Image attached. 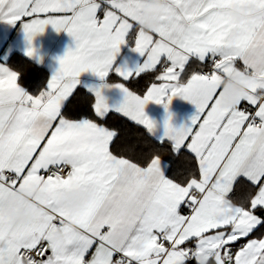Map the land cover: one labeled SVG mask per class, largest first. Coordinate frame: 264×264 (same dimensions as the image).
<instances>
[{
    "label": "snow or ice",
    "instance_id": "obj_1",
    "mask_svg": "<svg viewBox=\"0 0 264 264\" xmlns=\"http://www.w3.org/2000/svg\"><path fill=\"white\" fill-rule=\"evenodd\" d=\"M146 3L0 0V21L22 25L28 57L36 56L31 43L48 25L75 42L36 96L17 84L16 71L0 65V264H187L192 258L202 264L208 256L215 264H264V239L249 240L234 253L225 250L264 227V74L242 100L251 108L221 105V82L233 62L242 60L246 67L250 49L264 36V15L236 26L228 10L237 3L264 10V0H169L153 31L140 26ZM122 45L143 57L134 70L115 64ZM209 60L206 72L196 66ZM89 72L100 81L112 74L123 81L114 85L124 95L117 106L103 95L109 85L87 90L98 117L122 113L153 135L156 123L145 113L149 102L167 110L179 96L194 104L189 124L174 127L169 114L159 140L170 141L177 153L186 147L198 174L176 182L166 176L167 162L159 155L146 166L119 158L109 150L114 131L89 119L66 118L64 102ZM144 74L158 82L143 95L124 83ZM240 176L258 191L237 206L229 194ZM31 184L44 188L47 199L34 202L30 223H15L5 208ZM75 191L91 198L71 227ZM58 230L65 237L54 242ZM191 238L197 241L194 251L179 247Z\"/></svg>",
    "mask_w": 264,
    "mask_h": 264
},
{
    "label": "crops",
    "instance_id": "obj_2",
    "mask_svg": "<svg viewBox=\"0 0 264 264\" xmlns=\"http://www.w3.org/2000/svg\"><path fill=\"white\" fill-rule=\"evenodd\" d=\"M150 3H151V0H147V3L145 4L144 7H147L148 4H150ZM255 8H257V7L251 3H237V4L232 5L230 7V9L228 10V14H229L231 23L236 25V26H242V25H245L246 23H249V22L255 20L253 18V11H252ZM98 15H100L101 19H102V13L98 12ZM234 34L238 35V33H234ZM28 47H29V43L26 39L22 25H20L19 23L15 24V25H10L4 21H0V65H5V66L9 67L11 70L16 71L14 68L11 67L9 62H10L11 58L15 55L22 56V57L28 59L29 61H31L32 63H34L38 66L44 67L49 72V78L47 81V84H48L51 76L56 72V70L60 66L59 60L69 51V49L74 50L75 42H74L73 38L68 33L64 32V31L57 32L53 28V26L48 25V26H46L44 32L37 35L31 43V47L35 48V50H36V56L35 57L30 58L25 54L26 49ZM142 63H143V57H141L138 53L134 52L132 50L131 46H129V45H122L121 46V50L118 53L116 60H115L116 65H118L120 67H127V68L133 69V70L137 67L138 64H142ZM196 66L201 68V70H202L204 65L198 63ZM233 66L238 68V69H241V70H243L245 68L243 61L239 60V59L233 62ZM235 75H237V74L234 73L233 69H232V71L228 75H226L221 82V87L224 89V93H223L222 100H221V105L225 110L232 109L231 105L228 101V97H229V92L231 89V84L235 82L234 80H231L230 78L235 76ZM133 78H136V77H133ZM187 78L188 77H185V80ZM79 79L81 82L80 87H78L76 90H74V92L64 102V105L62 107V111H63L66 103L69 101V99L74 95V93L78 89H82L87 94L92 96V98H93V105L92 106H93V110H94L95 97L93 94L89 93L87 90L91 89V88L98 87L101 84L109 85V87H106L103 89V95L105 96V98H106V100L110 106H117L120 103H122L124 100V95L120 91V89L117 87H114V85L117 84V82H123V81L118 76H116L115 74L108 76L105 79V81H100L98 77H96L94 74H92L90 72L81 74ZM154 82H158V81H154ZM124 83L126 84V82H124ZM242 83H243V81H242ZM17 84L19 86L23 87L29 93L28 89L20 84L19 73H18ZM47 84H46V89H47ZM126 86L129 87L127 84H126ZM150 86H151V84L148 87H150ZM129 89L131 91L137 93V94H140V95H143L147 90L146 89L144 91V93H139V92L131 89L130 87H129ZM29 94H31V93H29ZM241 104H247V101H241ZM196 111H197V109H196L194 104H192L190 101H187V100H185L179 96L173 98V100H172V102H171V104L167 110L164 108V106L162 104H156L154 102H149L145 106V113L150 119H152L156 123V126H157L156 134L157 135H153L152 133H149L143 125L137 124L135 121L131 120L129 117L124 116L122 113H117L115 111H111L103 118L98 117L96 115L95 111H94V113L97 116V118H99L101 120H104L109 114H116V115L121 116L125 119H128V120L132 121L133 123L145 128L147 133L154 140L161 143L159 140V136H162L164 133V122L168 119L169 114L171 115V122H172L173 126L174 127H180L182 125L189 124L191 122V118L195 115ZM66 118H68V117H66ZM68 119H70V118H68ZM81 119H88V118H81ZM81 119H73V120H81ZM89 120H91V119H89ZM92 121L108 128L103 123L97 122L95 120H92ZM108 129L112 130L110 128H108ZM112 141L109 144V150H110V146H111ZM164 142H168L171 144V142L167 141V140H165ZM180 151H185L186 153H188L189 155H191L195 159L194 154H192L186 147H182V149ZM110 152H111V150H110ZM175 153H177V152H175ZM119 158H121V157H119ZM162 161H164V160H162ZM197 164H198V162H197ZM165 167H166V176H167V172H168V164L167 163L165 164ZM240 181L246 182L249 185L255 187V190H254L252 196L256 193V191H258L256 186L254 184H252V182L248 181L246 177H243V176L238 177L237 180L233 184V191L229 194V198L237 206L243 205L241 203V201L239 202L237 200V196H235V195H237V193H235V192L238 189L237 183ZM78 192L84 193L81 191H75L72 194L73 198L77 202L80 199ZM47 195H48L47 191L44 188H42L40 185L31 184L26 189H24L23 191L18 192L12 198L17 199L19 202V205L22 208H27L30 211V213L35 217L34 202L37 200L43 201V200L47 199ZM86 204H84L80 208H75V209L69 211V216L71 218V225H75L76 218L81 214V212L83 211V208ZM5 210H6V208H5ZM181 213L186 214L185 208L181 209ZM259 227L260 226H258L247 238H242L238 242H232L229 246H227V248L225 250L230 249L231 252L234 253V252L238 251L239 248L243 244H246L249 240L264 239V234H262L261 236H258V237H252V234ZM224 230L225 229H221L220 231H224ZM58 231H63V230H58ZM58 231H56V232H58ZM215 231L216 230H213V232H211L210 234H215ZM196 243H197V241L195 240V238H191L189 241H185V243L183 245H180L179 247L188 248V249H192V248L195 249ZM49 255H51V251H49ZM191 260H193L194 262L197 263V261L194 258L189 259L188 261H191Z\"/></svg>",
    "mask_w": 264,
    "mask_h": 264
},
{
    "label": "trees",
    "instance_id": "obj_3",
    "mask_svg": "<svg viewBox=\"0 0 264 264\" xmlns=\"http://www.w3.org/2000/svg\"><path fill=\"white\" fill-rule=\"evenodd\" d=\"M9 64L19 73V82L28 89L29 93L36 96L40 91L46 89L49 78V72L41 66H38L28 59L15 55L11 58ZM155 81L153 74H144L126 82L133 90L144 93L147 87ZM93 98L84 90L78 89L66 103L63 114L70 119L88 118L103 123L108 128L115 131L116 135L111 143V152L121 158H127L139 164L146 166L150 159L159 155L162 160L168 164L167 176L176 182H181L192 175L198 174V164L196 160L186 153L179 151L175 153L171 144L168 142L159 143L154 140L145 130V128L133 123L116 114H109L104 120L97 118L93 110ZM237 200L247 205L255 190V187L246 182L237 183ZM259 214V213H257ZM264 234V227H259L252 237H258ZM187 264H197L188 261Z\"/></svg>",
    "mask_w": 264,
    "mask_h": 264
},
{
    "label": "clouds",
    "instance_id": "obj_4",
    "mask_svg": "<svg viewBox=\"0 0 264 264\" xmlns=\"http://www.w3.org/2000/svg\"><path fill=\"white\" fill-rule=\"evenodd\" d=\"M169 0H151V3L147 7L141 10V20L140 26L146 31H153L159 25V17L165 13L168 7ZM253 11V18L257 19L261 15H264V10L255 8ZM260 43L258 46L253 47L249 51V63L243 69H238L233 66V72L237 75L231 77V80L235 82L231 84V89L229 92L228 101L231 108L234 109L237 105L244 100V98L249 94V85L260 78L264 74V36L258 37ZM243 81V83H242ZM261 98H264V92L260 93ZM42 125L41 121L37 122V127ZM80 199L76 204L71 206L68 211L75 208H80L90 200V194L79 193ZM5 216L15 223L26 224L30 223L34 216L30 213L27 208H22L19 202L15 198H11L6 206ZM75 227V225H70ZM65 237L63 231H58L54 233V242H61ZM197 264H201V261H197ZM202 264H215V258L213 256H208L207 259L202 261Z\"/></svg>",
    "mask_w": 264,
    "mask_h": 264
},
{
    "label": "built area",
    "instance_id": "obj_5",
    "mask_svg": "<svg viewBox=\"0 0 264 264\" xmlns=\"http://www.w3.org/2000/svg\"><path fill=\"white\" fill-rule=\"evenodd\" d=\"M98 16L101 18L100 15H98ZM210 67H211V60L208 61V65H207V66H205V65L203 66L202 71H205V72H206V71L209 70ZM240 107H241V108H244V107H249V108H251V106H249V105H247V104H241ZM185 211H186V214H189V211H190V210L187 209V208H185ZM166 246H170V245H167V244H166ZM192 250L194 251L195 249L192 248ZM49 251H50V249L48 250V253H47L48 255H49ZM44 258H46V257H44ZM37 259H41V257H37Z\"/></svg>",
    "mask_w": 264,
    "mask_h": 264
},
{
    "label": "water",
    "instance_id": "obj_6",
    "mask_svg": "<svg viewBox=\"0 0 264 264\" xmlns=\"http://www.w3.org/2000/svg\"><path fill=\"white\" fill-rule=\"evenodd\" d=\"M192 262H193V260H192Z\"/></svg>",
    "mask_w": 264,
    "mask_h": 264
}]
</instances>
